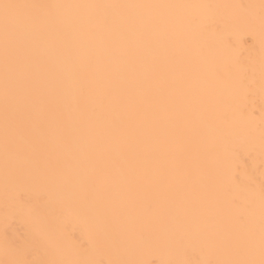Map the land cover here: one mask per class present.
I'll return each mask as SVG.
<instances>
[{
	"label": "bare ground",
	"instance_id": "bare-ground-1",
	"mask_svg": "<svg viewBox=\"0 0 264 264\" xmlns=\"http://www.w3.org/2000/svg\"><path fill=\"white\" fill-rule=\"evenodd\" d=\"M4 2L0 264H260L264 0Z\"/></svg>",
	"mask_w": 264,
	"mask_h": 264
},
{
	"label": "snow or ice",
	"instance_id": "snow-or-ice-1",
	"mask_svg": "<svg viewBox=\"0 0 264 264\" xmlns=\"http://www.w3.org/2000/svg\"><path fill=\"white\" fill-rule=\"evenodd\" d=\"M33 7H41V6L14 4V3H7V2L0 3V23H2L3 32L5 36L6 57H7L8 39L15 31L19 29L23 21V17H22L20 10L27 9V8H33ZM20 211L25 212L29 215L31 214L30 209H21ZM6 218H7V213H6ZM262 256H264V250H262ZM14 264H23V262H14ZM260 264H264V258L261 259Z\"/></svg>",
	"mask_w": 264,
	"mask_h": 264
}]
</instances>
